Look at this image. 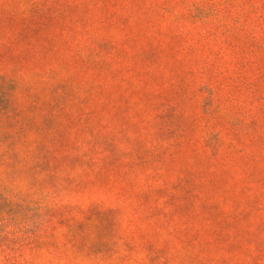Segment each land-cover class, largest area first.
<instances>
[{"label":"rangeland","instance_id":"374dc122","mask_svg":"<svg viewBox=\"0 0 264 264\" xmlns=\"http://www.w3.org/2000/svg\"><path fill=\"white\" fill-rule=\"evenodd\" d=\"M0 123V264H264V0H0Z\"/></svg>","mask_w":264,"mask_h":264},{"label":"trees","instance_id":"16d2710c","mask_svg":"<svg viewBox=\"0 0 264 264\" xmlns=\"http://www.w3.org/2000/svg\"><path fill=\"white\" fill-rule=\"evenodd\" d=\"M9 85L12 86L13 84L10 83ZM4 96L5 100L8 101L11 94L5 93ZM24 132H21L17 128L3 126V124L0 123V164L6 163L7 161L11 164L19 156L20 151L25 147L26 135ZM10 164L3 166V170H8ZM3 233L4 232L1 230L0 236Z\"/></svg>","mask_w":264,"mask_h":264}]
</instances>
